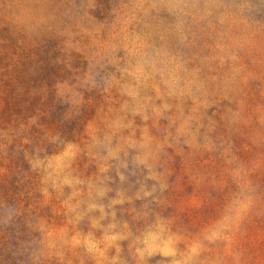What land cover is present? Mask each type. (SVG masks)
Segmentation results:
<instances>
[{
  "label": "rangeland",
  "instance_id": "1",
  "mask_svg": "<svg viewBox=\"0 0 264 264\" xmlns=\"http://www.w3.org/2000/svg\"><path fill=\"white\" fill-rule=\"evenodd\" d=\"M0 264H264V0H0Z\"/></svg>",
  "mask_w": 264,
  "mask_h": 264
}]
</instances>
